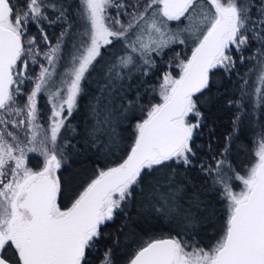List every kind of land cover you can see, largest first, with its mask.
I'll list each match as a JSON object with an SVG mask.
<instances>
[{
    "label": "snow or ice",
    "instance_id": "snow-or-ice-1",
    "mask_svg": "<svg viewBox=\"0 0 264 264\" xmlns=\"http://www.w3.org/2000/svg\"><path fill=\"white\" fill-rule=\"evenodd\" d=\"M221 73L238 78L226 101L234 127L220 153L202 156L203 106ZM249 115L254 150L241 171L231 145ZM87 154L102 163L62 203V170ZM133 213L159 227L137 238L126 232ZM118 216L124 247L135 245L126 264H264V0H0V264H92Z\"/></svg>",
    "mask_w": 264,
    "mask_h": 264
},
{
    "label": "trees",
    "instance_id": "trees-1",
    "mask_svg": "<svg viewBox=\"0 0 264 264\" xmlns=\"http://www.w3.org/2000/svg\"><path fill=\"white\" fill-rule=\"evenodd\" d=\"M111 11H115L114 9ZM50 37L53 39L55 36L59 35V30L56 28L48 29ZM103 51V50H102ZM175 52L187 53L190 52V45H177L174 46ZM174 55L173 50H168L165 54L163 61L157 57L158 67L153 69L148 77L144 80L151 86H158L159 77L161 73L167 68V61L170 57ZM247 65L239 67V72L243 74L246 71ZM174 70V69H173ZM237 76L233 75L231 82L228 79L223 78V74H219L216 78V86L213 88L211 101H208L203 106V111L205 113L206 121L205 127L201 129L202 135L198 137L197 143L203 146L202 156L205 154H218L225 147L226 140L225 137L232 133L233 123L232 120L236 113L235 108H230L226 106V101L229 98L235 99L237 93L236 81ZM92 87H95L94 85ZM219 88V92H217ZM136 85H133V91H135ZM143 91V88H141ZM158 98V97H157ZM87 103V97L83 98L81 101V107L79 113H74V120L72 121L75 125L83 126L84 122V111L85 105ZM38 107H40L46 116L48 113V106L45 104L44 99H41ZM253 124L251 116L244 117L243 123L239 130V139L231 145V156L230 159L233 166L238 170L243 171L249 160L252 157V152L254 150L253 140ZM211 144V153H209L208 145ZM36 160L30 161L31 165H35ZM102 163L97 161L91 154L81 155L77 158L71 159L68 162L67 170H62V175L64 180L68 184V189L62 198V203H67L68 197L72 194V191L79 186V184L91 174L92 170ZM192 177L199 180V175L197 172H192ZM237 184L239 182H236ZM239 190V189H237ZM213 207L217 213L216 220L214 223L219 224L223 219V204L218 199L213 201ZM132 221L126 230V232H134L136 237L139 238L143 233L148 232L149 229L156 230L159 226L153 221L150 223H145L139 220L133 213ZM122 223H126V220L122 216H118L116 220L104 229L105 235L99 240L98 247L94 250L91 256L92 264H99L104 252L107 248H113L114 250V261L115 264H126L127 251L134 250L135 245L132 244L130 249H126L124 246L129 245L131 242L125 234H120L119 229ZM215 229L210 230L206 233H201V238L203 243H212V236ZM147 237H145L146 239ZM119 240V244H117Z\"/></svg>",
    "mask_w": 264,
    "mask_h": 264
}]
</instances>
